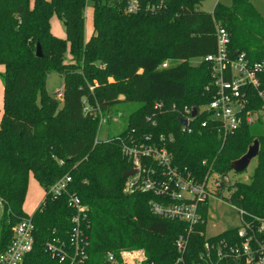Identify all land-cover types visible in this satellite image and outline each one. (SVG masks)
Here are the masks:
<instances>
[{"label":"trees","instance_id":"obj_1","mask_svg":"<svg viewBox=\"0 0 264 264\" xmlns=\"http://www.w3.org/2000/svg\"><path fill=\"white\" fill-rule=\"evenodd\" d=\"M200 2L169 0L163 12L127 15L123 0H34L32 6L30 0H0V65L4 67L0 197L8 210L0 222V253L10 244L11 228L27 216L22 206L29 176L46 190L69 175L70 192L88 207L85 264H120L119 253L133 250H143L145 264H197L205 242L207 207L201 212L203 224L191 232L180 256L176 240L186 226L154 216L149 209L152 195L122 193L123 174L131 165L121 155L118 137L171 136L173 141L166 140V146L173 165L197 182L209 172L232 171L230 165L257 140L259 151L250 182L231 185L227 201L248 216L264 217V121L258 120L259 133L243 123L223 141L217 125L205 114L194 120L189 134L181 132L174 112L157 116L155 127L146 122L157 101L199 109L212 100L209 65L200 61L192 67L190 62L215 53L216 24L230 33L231 57L243 52L250 62L264 58V19L248 0H233L231 9L216 8L213 15L197 11ZM88 3L93 10V33L86 42ZM53 16L62 21L65 39L51 33ZM37 44L42 58L35 56ZM167 61L170 66L161 68ZM51 72L63 78L62 100L46 92ZM246 98V111L262 107L254 89L247 90ZM84 101L103 114L127 102L138 107L120 133L97 141L99 120L84 115ZM204 121L208 123L202 127ZM66 198L45 196L33 212V246L22 264H58L45 253L44 244L68 237L74 211ZM248 216L244 221H250ZM257 237L264 242V235ZM223 240L237 242V228L208 241L216 246ZM109 253L114 263L107 260Z\"/></svg>","mask_w":264,"mask_h":264},{"label":"built area","instance_id":"obj_2","mask_svg":"<svg viewBox=\"0 0 264 264\" xmlns=\"http://www.w3.org/2000/svg\"><path fill=\"white\" fill-rule=\"evenodd\" d=\"M169 0H123L124 13L136 15L139 13L156 14L167 9ZM197 11H200L197 9ZM202 12V11H200ZM213 15V12L211 13ZM216 51L211 55L199 59L210 67L213 95L212 100L196 108V115L192 116L190 106L177 107L175 104L168 106L164 102L153 103L151 115L146 117V122L156 126V117L167 112H174L179 116L182 133H191L194 120L203 114L212 120L218 128L220 139L223 141L235 133L243 123L253 126L260 118L256 112L246 111L247 90L254 89L259 98L264 102V58L250 62L245 53L230 56V33L221 25L216 24ZM170 62H164L161 68H168ZM260 88H263L260 91ZM62 89L56 92V98L61 99ZM84 115L98 118L99 130L101 126L111 120L112 113L103 114L99 107L89 106L84 101ZM264 109V108H263ZM207 121L201 123L202 127ZM99 133V132H98ZM98 136V135H97ZM173 141L170 136L165 139L160 136L157 140L146 136L143 139L130 137L124 140L118 137L120 151L131 165L130 170L135 173L125 178L122 193L133 195L146 193L153 196L149 201L150 212L161 219L175 220L184 224L185 231L176 240V248L180 256L185 251L189 235L199 224H203L202 208L207 207L208 199L213 194L222 195L223 190L233 185L227 174L209 172L202 182L187 172H183L173 165L172 155L166 146ZM97 141H99L97 139ZM62 164V161H59ZM71 177L65 175L44 190V197L53 199L66 196L68 207L74 211L71 218L72 227L66 239L53 238L45 242V253L58 264H85L88 260L89 241L85 234L88 227V207L81 202L76 193L70 192ZM222 190V191H221ZM240 214L241 226L237 228V242L228 244L219 241L212 245L205 237L203 251L200 253L197 264H264V242L258 235H264V217L248 216L244 211L237 209ZM6 209V202L0 197V222ZM248 216L250 221H244ZM12 238L8 247L0 253V264H22L24 257L29 254L33 246L34 224L32 215L21 218L12 228ZM201 234V233H200ZM212 250L215 251L214 257ZM120 264H145L146 257L143 250L121 251ZM107 260L115 262L114 255L107 254ZM178 261H182V257Z\"/></svg>","mask_w":264,"mask_h":264},{"label":"rangeland","instance_id":"obj_3","mask_svg":"<svg viewBox=\"0 0 264 264\" xmlns=\"http://www.w3.org/2000/svg\"><path fill=\"white\" fill-rule=\"evenodd\" d=\"M34 0H30V5H33ZM249 4L252 8L259 14L260 17L264 19V0H248ZM31 5V6H32ZM233 6V0H201L200 4L197 6V9L211 14L216 8H224V9H231ZM91 4L88 3L85 9V32L84 37L89 38L93 31V20L91 15ZM54 20L57 19V23L54 25L60 30L64 31V26L61 20H59L56 16H54ZM55 28L52 24V32H55ZM54 35V34H53ZM56 36V35H54ZM57 37V36H56ZM61 38V37H58ZM64 39V38H61ZM200 63V60L196 59L190 62L192 67H196ZM65 64L68 66L71 64L70 58L67 56L65 60ZM76 66V65H75ZM3 73V72H1ZM0 73V117H1V110H2V98H3V84L1 79ZM112 82V79H109ZM264 87V81L262 84ZM63 87V78L60 74L56 72H51L47 79L45 89L46 92L56 98V92L61 90ZM263 88H260L262 91ZM258 96V94H257ZM259 97V96H258ZM56 100H62L56 98ZM262 100V99H261ZM138 107L137 103L134 102H127L123 104L116 105L113 109L115 112H111V120L108 123H105L101 126L97 139L99 141H105L108 137L114 136L120 133L124 127L126 126V120L128 115L133 112ZM264 102L262 100V107L255 111L260 118L258 120L264 121ZM118 113V114H117ZM257 122L251 127L252 131L255 133H259L262 126L257 124ZM256 166V160L253 159L249 166L244 170L242 173H235L234 171H230L228 173L229 178L231 179L232 183L241 182V183H249L250 178L252 176V172ZM222 191V190H221ZM229 191L223 190L222 195L213 194L208 199V215H207V222H206V229H205V237L212 238L217 236L218 234L231 230L234 228H238L241 226V219L240 214L236 208H234L230 203L227 201ZM44 197V190L42 187L39 186L38 182L34 179L32 175L29 176L28 186L26 190L25 200L22 206V210L27 215H32L33 212L37 209L40 205L42 199Z\"/></svg>","mask_w":264,"mask_h":264},{"label":"water","instance_id":"obj_4","mask_svg":"<svg viewBox=\"0 0 264 264\" xmlns=\"http://www.w3.org/2000/svg\"><path fill=\"white\" fill-rule=\"evenodd\" d=\"M35 56L37 58H42V51L39 44L36 45ZM195 115H196V108L193 107L192 116L194 117ZM180 123L185 125L186 122L180 121ZM258 151H259V143L257 140H255L253 144L248 147L247 152L241 158L234 161L230 165L231 170L234 171L235 173H242L249 166L250 162L257 157ZM134 173H135L134 170H129L128 172H125L123 174V178L125 179L128 176L133 175Z\"/></svg>","mask_w":264,"mask_h":264},{"label":"crops","instance_id":"obj_5","mask_svg":"<svg viewBox=\"0 0 264 264\" xmlns=\"http://www.w3.org/2000/svg\"><path fill=\"white\" fill-rule=\"evenodd\" d=\"M32 5V4H31ZM90 9H92V8H90ZM92 12H93V10H91V15H92ZM54 16L52 17V19H51V21H50V27H51V33L52 34H54V35H56L57 37H61V38H64L65 39V34L63 33V31L62 30H60V28H57L56 29V26L54 25V23H57L58 21H57V19H55L54 20ZM52 24H53V27L55 28V32H52ZM92 33H93V31H92ZM92 33H91V35H92ZM91 37V36H90ZM89 37V38H90ZM89 38H86V42L89 40ZM69 58H70V56H68ZM196 60V59H195ZM199 60V59H198ZM4 71V67L3 66H1L0 65V73L1 72H3ZM2 111V110H1ZM1 116H2V112H1ZM0 119H1V117H0ZM44 198V197H43ZM43 200V199H42Z\"/></svg>","mask_w":264,"mask_h":264}]
</instances>
